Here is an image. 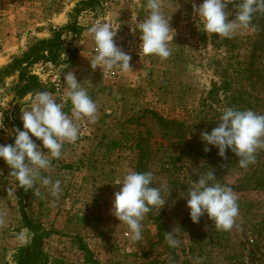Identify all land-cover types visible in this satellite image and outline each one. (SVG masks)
Masks as SVG:
<instances>
[{"label": "rangeland", "instance_id": "rangeland-1", "mask_svg": "<svg viewBox=\"0 0 264 264\" xmlns=\"http://www.w3.org/2000/svg\"><path fill=\"white\" fill-rule=\"evenodd\" d=\"M80 1L0 0V144L14 143L13 129L23 130L22 111L37 91L65 102L67 72L75 74L97 105L96 123L80 121L79 139L66 142L61 158L41 173L61 181L59 196L37 182L26 200L28 214L52 231L45 242L49 264H264V190H244L238 183L254 167L239 170L231 150L221 157L201 140V132L218 126L236 92L246 99L247 109L264 114V11L254 14L249 28L226 39L203 31L193 10L203 0H162L174 37L171 56L161 60L139 55L135 29L147 16V0H107L76 15ZM240 2L227 4L229 20L235 19ZM74 21L80 32L64 29ZM97 22L112 25L117 46L131 56V70L91 68L94 44L88 29ZM59 30L57 60L29 65L28 73L38 77L41 87L22 93L26 80L20 77L21 67L11 66ZM225 78L230 81L227 93L218 89ZM70 110L65 102L64 111ZM256 154L263 164L264 149ZM128 169L150 171L152 186H166L164 206L152 210L170 227L178 246L159 242L149 213L140 242L131 240L127 226L113 215L114 193L121 188L116 183ZM10 171L0 159V264H14L17 248L32 238L22 224ZM209 171L237 197L239 215L229 231L218 230L206 214L198 223L190 218L187 191Z\"/></svg>", "mask_w": 264, "mask_h": 264}, {"label": "clouds", "instance_id": "clouds-1", "mask_svg": "<svg viewBox=\"0 0 264 264\" xmlns=\"http://www.w3.org/2000/svg\"><path fill=\"white\" fill-rule=\"evenodd\" d=\"M230 2L203 0L199 6H193L205 33L230 39L252 25L255 13L264 11V0H241L236 6L235 19L229 20L226 7ZM146 9L147 16L137 22L135 29L140 33L139 55L167 60L172 54L169 44L174 37L169 23L171 17L162 10V0H147ZM88 33L94 44L93 55L89 59L93 70L97 67L102 71L131 70V56L117 46L114 40L116 31L111 24L97 22L88 29ZM63 80L66 84L64 100L71 104L70 113L64 111L65 102H57L53 93L37 91L30 107L22 111L23 130L13 129L14 143L0 144V159L11 169L9 175L18 187L27 191L39 182L53 197L59 196L61 181L42 176V171L52 169L53 160L61 158L66 142L74 144L79 139L80 121L86 119L90 124L97 121V105L87 88L77 81L73 72H67ZM32 137L40 140L42 148L47 151H42ZM201 140L216 147L221 157L225 156L226 150H231L239 158V167L247 168L255 162L257 150L264 149V114L251 109L226 107L219 117L218 126L210 133L201 132ZM205 151H210V148L206 147ZM215 181L213 171L199 177L187 191L186 206L190 209L193 223H198L206 214L218 230L229 231L239 215L237 197L231 187ZM116 184L121 188L114 193L111 211L127 226L131 240L140 242L142 222L153 208L164 206L166 199L162 192L167 188L165 185L152 186V172L132 169H128ZM165 239L170 247L179 244L172 232L166 233Z\"/></svg>", "mask_w": 264, "mask_h": 264}, {"label": "trees", "instance_id": "trees-1", "mask_svg": "<svg viewBox=\"0 0 264 264\" xmlns=\"http://www.w3.org/2000/svg\"><path fill=\"white\" fill-rule=\"evenodd\" d=\"M105 1L107 0H82L78 3L74 11L76 15H79L82 11L94 9ZM64 29L78 33L82 27L77 21H74L66 25ZM61 33L62 31L60 30L56 31L52 39L38 42L35 46L31 47L23 57L14 61L11 68L21 67L20 77L26 80V83L21 87L22 93L35 92L41 87L38 77L34 74L28 73V66L42 59L56 61L61 47ZM24 63H27V65L23 67ZM9 69L10 67L5 68L3 73ZM218 89H222L227 93L230 90V81L225 78L222 80V85L219 86ZM229 99L231 100V97L227 96L226 100H228V103L230 102ZM232 99L234 104L231 105V107L239 110H248L247 107L243 105L246 102V99H244L242 95L236 92L234 93V96H232ZM251 110H254V108ZM202 155H206V153L203 152ZM261 158V154H255V162L247 167H254V169L238 179V183L244 190H264V163L262 164ZM238 159L239 158L236 156L235 161L237 163ZM257 164L259 166H257ZM239 170L243 171V168L239 167ZM16 186L18 190L20 212L22 215V224L25 228L30 230L32 238L30 241L17 248L14 256V264H49V257L45 252V242L51 236L52 231L47 229L41 221L32 218L26 210V200L29 199L32 191L35 189V185L32 189L27 191L23 188H19L17 183ZM149 215L157 223L159 242L165 241V235L170 232V227L161 221L160 217L155 215L153 210L149 212Z\"/></svg>", "mask_w": 264, "mask_h": 264}]
</instances>
